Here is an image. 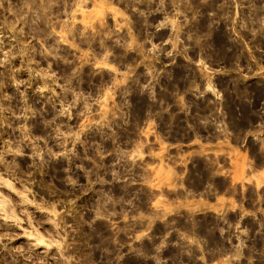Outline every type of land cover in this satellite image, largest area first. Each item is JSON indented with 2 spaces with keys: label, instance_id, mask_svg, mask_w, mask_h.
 <instances>
[{
  "label": "rangeland",
  "instance_id": "rangeland-1",
  "mask_svg": "<svg viewBox=\"0 0 264 264\" xmlns=\"http://www.w3.org/2000/svg\"><path fill=\"white\" fill-rule=\"evenodd\" d=\"M0 264H264V0H0Z\"/></svg>",
  "mask_w": 264,
  "mask_h": 264
}]
</instances>
